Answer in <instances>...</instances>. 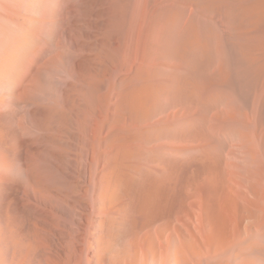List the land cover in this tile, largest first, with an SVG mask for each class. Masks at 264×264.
<instances>
[{"label":"bare ground","instance_id":"1","mask_svg":"<svg viewBox=\"0 0 264 264\" xmlns=\"http://www.w3.org/2000/svg\"><path fill=\"white\" fill-rule=\"evenodd\" d=\"M0 264H264V0H0Z\"/></svg>","mask_w":264,"mask_h":264}]
</instances>
